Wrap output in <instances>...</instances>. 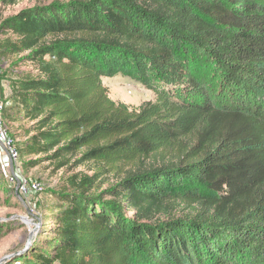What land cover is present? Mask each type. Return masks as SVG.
Here are the masks:
<instances>
[{"label":"trees","instance_id":"obj_1","mask_svg":"<svg viewBox=\"0 0 264 264\" xmlns=\"http://www.w3.org/2000/svg\"><path fill=\"white\" fill-rule=\"evenodd\" d=\"M0 34V59L36 68L4 103L24 167L93 172L7 264H264V0L54 2ZM117 75L155 100L114 103Z\"/></svg>","mask_w":264,"mask_h":264},{"label":"rangeland","instance_id":"obj_2","mask_svg":"<svg viewBox=\"0 0 264 264\" xmlns=\"http://www.w3.org/2000/svg\"><path fill=\"white\" fill-rule=\"evenodd\" d=\"M69 1L71 0H18L15 5L0 7V17L5 19L34 6ZM3 38L0 34V40ZM20 57L23 56H12L8 60L0 59V65L3 67V73L0 75V103L3 105L11 94V81L22 74L33 73L36 70L33 63L20 61ZM211 71H206L211 77L208 86L211 92L212 90L217 92L220 88L217 82L219 80ZM104 84L109 90V98L116 104L125 105L131 111H138L147 102L155 100L153 92L123 75L106 78ZM5 125L10 136L15 139L16 145L25 141L19 123L6 122ZM24 163L25 161L21 159L19 171L15 174V166L0 143V264H7L14 259L13 257L20 255L28 246L29 237L33 235L35 238L39 233L43 220L53 211L54 199L51 194L53 191L61 188L66 183V179L72 175L78 173L93 175L88 165L76 168L69 166L55 172L48 161L33 168L24 167ZM25 181L39 183L42 192L27 197L22 196L18 187ZM105 181L108 184L103 185ZM115 181V177L102 176L97 182L98 190L103 191Z\"/></svg>","mask_w":264,"mask_h":264},{"label":"built area","instance_id":"obj_3","mask_svg":"<svg viewBox=\"0 0 264 264\" xmlns=\"http://www.w3.org/2000/svg\"><path fill=\"white\" fill-rule=\"evenodd\" d=\"M3 73V67L0 65V75ZM5 110V106L0 103V143L6 149L8 156L10 158L11 163L14 164L15 174L19 171L20 166V153L17 148L15 140L10 136L8 132V128L5 125V121L3 118V112ZM18 190L22 196H30L34 193L42 192L41 185L39 183L34 182H22Z\"/></svg>","mask_w":264,"mask_h":264},{"label":"water","instance_id":"obj_4","mask_svg":"<svg viewBox=\"0 0 264 264\" xmlns=\"http://www.w3.org/2000/svg\"><path fill=\"white\" fill-rule=\"evenodd\" d=\"M18 196H19V194H18ZM33 239H34V236H33V235H31V236L29 237L28 245H30V244H31V242L33 241Z\"/></svg>","mask_w":264,"mask_h":264}]
</instances>
